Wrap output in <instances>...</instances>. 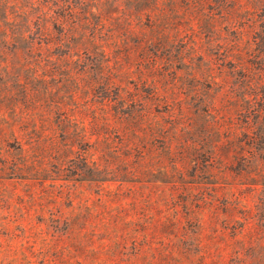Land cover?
Returning a JSON list of instances; mask_svg holds the SVG:
<instances>
[{
  "label": "rangeland",
  "instance_id": "374dc122",
  "mask_svg": "<svg viewBox=\"0 0 264 264\" xmlns=\"http://www.w3.org/2000/svg\"><path fill=\"white\" fill-rule=\"evenodd\" d=\"M8 1L4 27L34 39L0 59L26 126L0 142V264H264L262 20L148 0L157 23L135 25L134 0H91L74 31L61 0Z\"/></svg>",
  "mask_w": 264,
  "mask_h": 264
},
{
  "label": "trees",
  "instance_id": "16d2710c",
  "mask_svg": "<svg viewBox=\"0 0 264 264\" xmlns=\"http://www.w3.org/2000/svg\"><path fill=\"white\" fill-rule=\"evenodd\" d=\"M62 1V6L58 8L55 13L58 15V17H63L65 19V23L69 21V27L68 30L74 29L76 31L78 28H90L92 27L90 18H94V15L91 12L87 14V11L85 15H78V11L75 10L76 5L79 6V8H83L85 5H89V2L91 0H72L70 2L69 0H61ZM155 4L157 5V1L155 0ZM215 1V0H214ZM5 4L3 3L0 5V59H4L8 54H14L18 55L20 54L19 52L16 51V48H19L18 45H21V43H31V40L34 39V33L30 31L29 25L26 26L24 30H16L11 28L10 26L7 28L6 26L4 27L3 22L5 19H7V14L5 12V5L9 2L8 0L4 1ZM235 0H219L217 1V6L216 9L221 10L224 9L226 10V6L229 7V11L231 13L237 12L240 10L242 7H245L244 13L249 15V20L251 19V22L253 25H255L258 21L262 20V23H260V27L264 26V0H250L249 3H246L244 5L239 4L236 5ZM251 3V4H250ZM250 5V6H249ZM133 6L136 9L134 12L137 15L138 21L135 23V25L138 24H145L142 23V16L145 15L147 16V24L149 23L150 26H155L157 21L153 18L155 13L151 11H145L146 9L150 8V5L148 3V0H134L133 1ZM250 8H249V7ZM82 13V10L80 11ZM131 13V12H130ZM133 13V12H132ZM255 14V16H253ZM90 16V17H89ZM18 17H21V15H18ZM99 22L96 25H103L104 19L102 17H98ZM25 19V22H28V17L25 15L23 20ZM64 22L58 23L57 19L53 22V28L56 29L59 33L64 31L63 25ZM13 25V24H11ZM128 25H131V21L128 23ZM95 29V27H92ZM264 28V27H263ZM44 30L40 34V36L45 35L44 39L45 42L48 43L52 41V36L50 35V32L46 31V27L43 28ZM30 31V32H29ZM71 40L74 41V46L78 47L80 50H83V54H94V48H91L90 46H84L85 42L90 43L91 39H87L83 42H81V38L83 36L78 33L75 37L69 36ZM40 44V41L39 43ZM32 44L29 46L27 51L29 52L32 48ZM89 47V48H88ZM101 57H105L106 53H99ZM91 56V55H90ZM2 94L0 93V99L2 98ZM264 109L261 110L257 116V118H261L260 124L256 130L258 137H262L264 139ZM10 115V116H9ZM263 116V118H262ZM15 110L11 112H7L0 106V142H5L7 146L10 147H15L17 149H21L20 145L16 146L19 144L18 137L20 133H22L23 130H25L26 126L20 124L17 120ZM68 127L67 124H64L62 121L58 122L57 129L60 133V136L64 139L68 138L69 136V131L66 129ZM85 135L82 136V139L84 140ZM4 162V160H2ZM15 166V163H13ZM91 168L87 169L90 170Z\"/></svg>",
  "mask_w": 264,
  "mask_h": 264
}]
</instances>
